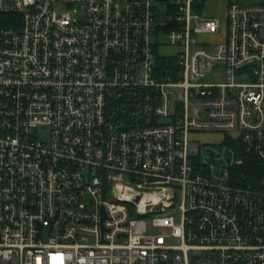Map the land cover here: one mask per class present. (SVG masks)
I'll return each instance as SVG.
<instances>
[{"label": "built area", "instance_id": "obj_1", "mask_svg": "<svg viewBox=\"0 0 264 264\" xmlns=\"http://www.w3.org/2000/svg\"><path fill=\"white\" fill-rule=\"evenodd\" d=\"M206 1L0 0V264H264V0Z\"/></svg>", "mask_w": 264, "mask_h": 264}, {"label": "rangeland", "instance_id": "obj_2", "mask_svg": "<svg viewBox=\"0 0 264 264\" xmlns=\"http://www.w3.org/2000/svg\"><path fill=\"white\" fill-rule=\"evenodd\" d=\"M252 0H207L202 8L199 10L195 11L199 13L201 16H208V17H219L222 21V29L219 30V34L216 36H211L208 37L207 39L201 37V36H195L198 40H206V41H211V42H216L219 43L222 41L224 37V33L226 32V9H227V4L229 2H238L241 4H248ZM65 7L63 6H58L57 9L60 11H63ZM194 12V13H195ZM160 41L163 43L167 42V37L166 36H161ZM178 52V48L165 45L161 47L160 49V55L162 56H167V55H175ZM228 80L225 69L223 67L220 68H215L214 71H212L207 78L205 79L206 82L208 83H222L226 82ZM235 82L237 83H243L248 81V77H243L241 75H237L234 78ZM198 140H201L203 142H213L217 143L222 140V135L217 134V133H205L201 134L200 136L197 137Z\"/></svg>", "mask_w": 264, "mask_h": 264}, {"label": "trees", "instance_id": "obj_3", "mask_svg": "<svg viewBox=\"0 0 264 264\" xmlns=\"http://www.w3.org/2000/svg\"><path fill=\"white\" fill-rule=\"evenodd\" d=\"M227 143H230L229 138L227 139ZM262 166V163L255 157L248 156L245 158L243 170L247 174H254L255 172H259L262 169Z\"/></svg>", "mask_w": 264, "mask_h": 264}, {"label": "water", "instance_id": "obj_4", "mask_svg": "<svg viewBox=\"0 0 264 264\" xmlns=\"http://www.w3.org/2000/svg\"><path fill=\"white\" fill-rule=\"evenodd\" d=\"M198 6H202V4H198ZM138 200H139V199H138ZM138 200H137V201H138Z\"/></svg>", "mask_w": 264, "mask_h": 264}]
</instances>
